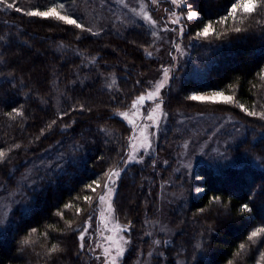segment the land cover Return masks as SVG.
Segmentation results:
<instances>
[{
	"label": "trees",
	"instance_id": "16d2710c",
	"mask_svg": "<svg viewBox=\"0 0 264 264\" xmlns=\"http://www.w3.org/2000/svg\"><path fill=\"white\" fill-rule=\"evenodd\" d=\"M100 1L64 0L62 11L74 13L86 30L25 14L47 10L50 0L0 3V150L6 153L0 182L11 187L24 174L33 176L21 183L25 203L12 212L11 228L0 231V264L93 263L78 237L103 188L87 186L103 184L105 173L122 164L132 129L115 112L146 91L162 64L148 55L157 45L149 26ZM234 2L184 0L180 10L200 16L185 18L176 26L184 32L164 45L173 70L162 93L166 117L155 152L170 162L154 165L151 156L126 165L118 177L114 214L129 238L122 264L150 249L156 251L151 264H264V233L248 239L264 228V119L239 107L264 114V7L217 23ZM92 11L96 27L86 22ZM208 23L219 35L197 38ZM177 43L186 53L173 64ZM211 91L234 102L188 98ZM187 140L184 160L197 159L172 175V151ZM169 177L183 198L171 211L169 243L155 245L147 224L157 212L156 187ZM53 245L59 250L49 252Z\"/></svg>",
	"mask_w": 264,
	"mask_h": 264
},
{
	"label": "rangeland",
	"instance_id": "374dc122",
	"mask_svg": "<svg viewBox=\"0 0 264 264\" xmlns=\"http://www.w3.org/2000/svg\"><path fill=\"white\" fill-rule=\"evenodd\" d=\"M92 2H96L97 0H91ZM167 1H170V4L167 3ZM87 2V1H86ZM113 4H112V3ZM179 2V0H178ZM108 3V4H107ZM101 6L107 7L112 6L113 9H116L115 11L119 13H124L127 16H131L138 19H141L144 21L151 31L153 33H156L155 37L157 38V45L153 51H149L148 53H151V55H154L159 59V61L162 62L161 66L156 68L155 76L152 77L150 80V84L147 83V89L146 91L142 92L141 94H138L134 99L136 100L141 95H147V93L152 92L155 90V86L158 82H161L164 80L163 75V69L167 68L169 70L168 74V80L166 84L169 82V78L172 76V70L173 65L168 60V55L165 57L163 55L164 49L167 48V51H170L169 48L172 45V42H174L175 39H177V36L180 34L179 27H176L178 25H181L182 22L187 17V13L182 9L180 10L181 6L174 5L172 3V0H156L155 3L152 2V0H101L100 1ZM107 4V5H106ZM141 5H143V8H141ZM62 11V10H60ZM95 11V10H94ZM90 12L91 16H87L88 23H91V25L96 27V24H94V16L93 12ZM143 12H147L148 16L151 17L152 21H155L153 24L149 20H146L143 16ZM63 14H66L64 11H62ZM173 13L175 15H173ZM176 17H180V23L179 24H173L171 21L175 19ZM93 18V19H92ZM123 19V17H120ZM187 19V18H186ZM93 30L96 28L93 27ZM92 30V31H93ZM168 39V40H167ZM170 42L169 48L164 46L166 43ZM179 44V43H177ZM176 44V45H177ZM180 50H175L174 57L172 58L173 64L175 61V57L179 56V53L181 56H184L186 52H184V44L180 43ZM169 53V52H168ZM167 53V54H168ZM150 55V56H151ZM166 55V54H165ZM177 55V56H176ZM178 62L175 63L177 65ZM174 65V66H175ZM165 84V85H166ZM165 86L160 90L159 96L154 100H148L143 104H138L137 108H132V103H130V106L127 108H124L122 110H117L115 112L116 118L119 117L123 119L128 126L131 127L132 132L129 139V149L128 152L118 168L120 171V175L123 171V169L126 167V165H131L133 163L136 164H143L147 161V159L151 156H154V165H157L156 163H160L162 167L168 166L170 159L165 158L162 159L160 155L157 154L156 151V143L158 137L161 135L162 126L165 119V108L162 101V93ZM211 92H204V93H194L195 95H209ZM193 94V95H194ZM225 96H231L224 94ZM132 101V102H133ZM159 104V109H156V105ZM127 112L128 118L125 119L124 117L120 116L119 113ZM135 113V115H133ZM149 114H151L154 118L158 119L155 123H153L152 120L148 119ZM134 120L135 127L133 124H130L128 120ZM179 120H185V118H180ZM231 120V118H230ZM228 120V121H230ZM143 130V134L141 132ZM220 131V130H219ZM148 137V142L150 144L149 147L140 148V144L143 142L144 137ZM219 136V135H218ZM217 139V138H216ZM190 141V140H189ZM133 145L136 146L138 151L135 152V159L128 160V155L130 152L133 151ZM183 146L182 150L179 151H172L173 156L176 158L174 167L171 169L173 171V174L180 173L181 169L192 167L193 161L197 159L195 155H191V158L184 160V149L189 148L188 147V140L181 143ZM187 146V147H186ZM198 148H201V145H198ZM207 148V147H206ZM126 161V162H125ZM181 161V162H180ZM178 167H176V165ZM156 174H161L162 171L160 169L155 170ZM172 175H169L172 177ZM171 177L166 180H162L159 183V187H156L157 189V212L155 211L153 214H156L153 216L150 221H148L151 235L154 237V240L156 239L155 245L160 242L162 245L167 244L169 242H166V239H168V234L171 230V224H170V215L171 211L177 208V206L182 202L183 194L181 193V190L179 192L177 186L175 185V181H172ZM33 176L29 173L24 174L21 178L18 179V181H13V185L6 186L3 183L0 182V231L4 232L6 228L10 229L12 226V212L15 208H17L19 205L24 206L25 200L22 198L21 192L22 191V184L24 185V181L32 180ZM107 179V178H106ZM115 184L113 187V192L111 196V200L109 201L107 198L105 201L101 202L99 199H97L96 202V212L91 214L88 218V220L84 223L81 232H85V228H87L85 232V236L83 239H78L80 242V248L83 253H90L93 256V263L92 264H105V256L103 254L104 248L108 247L111 250V254L115 255L116 249L113 247L115 243H121V245L124 247L125 251L124 254L121 255L118 259L116 264H122L123 259L125 257V254L127 252L126 249H128L129 246V238L126 235V230L120 231L119 229L124 227V224L121 223L118 218L116 217L115 210H114V197L117 189V182L118 177H114ZM26 181V182H27ZM22 183V184H21ZM31 184V183H29ZM27 184V185H29ZM101 194H104V189L101 190ZM99 195V196H100ZM98 196V198H99ZM111 203V211L108 209V205ZM26 206V205H25ZM149 220V219H147ZM107 225V227H105ZM80 232V234H81ZM112 236L113 240L109 241L107 237ZM165 236L167 238H165ZM80 237V235H79ZM120 237H123V240H126L127 243L124 244L122 241H120ZM169 241V240H168ZM83 245V247H81ZM155 250L150 249L148 253L144 255H139V257L133 261V264H151L150 260L152 259L153 255L155 254Z\"/></svg>",
	"mask_w": 264,
	"mask_h": 264
},
{
	"label": "snow or ice",
	"instance_id": "6c2138e0",
	"mask_svg": "<svg viewBox=\"0 0 264 264\" xmlns=\"http://www.w3.org/2000/svg\"><path fill=\"white\" fill-rule=\"evenodd\" d=\"M50 2L53 4L52 7H48L47 10H30L27 11L25 14L29 15V16H35V17H41L44 19H55L57 21H61L63 22L65 25H71L74 26L78 29L81 30H86L85 26L78 22V20L76 18H74L75 14L74 13H67V14H63L62 11L66 8V5L64 3V0H50ZM153 3L156 2V0H152ZM0 3H6L8 8H13L15 5V0H13L12 3H7V0H0ZM172 3L174 5L177 6H182L184 4V0H172ZM258 7H264V4L260 3L259 0H236V2L231 4V7L228 10V13L225 17L220 18L219 21H217V23L219 24H226L229 17H231L233 20H236L238 17L239 13H243L245 14V17L248 15H251L254 11L257 10ZM141 8H143V5H141ZM16 11H23L21 8L17 7L15 9ZM144 18L146 20H149L150 22H152L153 24L155 23V21L151 20V17L148 16L147 12H143L142 13ZM173 15H175L173 13ZM200 16V14L197 11H189L187 13V19L188 20H193L195 18H198ZM181 18L180 17H176L175 19H173L171 21V23L173 24H179L180 23ZM239 23H243V20H239ZM235 32H240L241 29L239 27H235L232 29ZM179 31L181 33L184 32V27H181L179 29ZM219 35V33H215V30L213 29L212 23H208L206 25H204V27L202 28V30L198 31L196 33V37L200 38V37H204L207 38L210 35ZM153 35L155 36L156 33H153ZM176 49L179 51L180 50V45L177 44ZM148 55H151V53H148ZM168 74H169V70L167 68L163 69V75H164V80L161 82H158L155 86V90L152 92L147 93V95H141L139 96L136 100H134L132 102V108L135 109L137 108L138 104H143L148 100H154L156 99L159 94H160V90L165 86L167 80H168ZM264 75V74H262ZM191 100L194 101H201V102H222L225 104H231L234 102V97L233 96H225L223 95L222 92H212L209 95H191L190 97H188ZM159 104L156 105V109H159ZM239 107L243 110L246 111L247 114L249 116H261L262 119H264V114L261 113H257L255 111H247V109L244 108V106L241 104L239 105ZM14 112H16L17 115H19L20 113L17 110H13ZM120 116L124 117L125 119L128 118V113L127 112H122L119 113ZM133 115H135V113H133ZM149 120H152L153 123L156 122L157 118H154L151 114H149L148 116ZM128 122L130 124H133L135 127V122L134 120L129 119ZM53 124L55 123V121L52 122ZM49 127H51V125H49ZM142 134H143V130H141ZM150 144L148 142V137L145 136L143 142L140 144V148H145V147H149ZM133 147V151L129 153L128 155V160H133L135 159V152L138 151V149L136 148L135 145L132 146ZM6 153L3 150H0V161H2L5 158ZM126 162V161H125ZM107 179L103 182V184L98 183L97 181H93L92 185H88L87 187L92 191V192H96L97 188H103L104 194L99 196V201L103 202L105 201V199L107 198L109 201L111 200V196H112V192H113V185L115 184V179L114 177H119L120 176V171L118 169L112 170L110 169L107 173H105ZM93 185H95V187H93ZM84 199L86 201L91 202L92 198L85 196ZM218 199V198H216ZM70 205H65V208L69 207ZM111 203H109L108 205V209L109 211H111ZM244 208L247 209V205H244ZM80 212V209L77 208V213ZM105 227H107V225H105ZM127 226H124L122 228H120V231H124L126 230ZM87 228H85V232H86ZM33 232H35V229H33ZM85 232H81L80 237H78L79 239H83L85 236ZM261 233H264V228H257L255 231H252L251 234L248 236L249 240H252L253 238L257 237L258 235H260ZM107 239L109 241L113 240L112 236L107 237ZM120 241H122V243L126 244L127 241L123 240V237H120ZM28 241H25V243H27ZM81 247H83V245H81ZM113 247H115L116 252L115 255L111 254V250L108 247L104 248V256H105V264H116L117 259L124 254V247L121 245V243H115L113 245ZM240 248L243 249L244 248V244L240 245ZM59 249L57 248V246L53 245L50 249L49 252H56ZM229 264H231V262H229Z\"/></svg>",
	"mask_w": 264,
	"mask_h": 264
}]
</instances>
